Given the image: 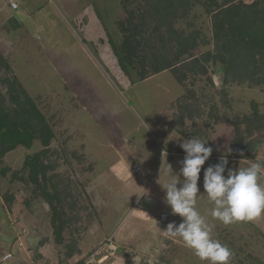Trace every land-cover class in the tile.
Segmentation results:
<instances>
[{
	"label": "rangeland",
	"instance_id": "rangeland-1",
	"mask_svg": "<svg viewBox=\"0 0 264 264\" xmlns=\"http://www.w3.org/2000/svg\"><path fill=\"white\" fill-rule=\"evenodd\" d=\"M11 1L0 0V51L10 60L13 71L29 95L42 97L37 101L53 129V146L65 152L64 156L70 160L72 153L84 155L81 165L72 160L74 171L79 175L76 180L85 186L84 190L92 196L94 205L104 212L78 245L82 254L100 251L114 236L118 251L106 249L107 252L98 254L96 251L93 256L104 259L111 253L116 259L133 258L136 264L139 252L150 251L156 257L148 254L144 259H155L160 263L159 253L173 249L175 253L172 255L163 252L172 256V264H209L194 255L181 239L164 232L168 223L174 221L178 225L182 221L178 215L171 214L170 207L164 202L165 192L161 186L167 179L163 172L165 162L178 173L185 155L178 146L185 138L174 132L170 109L171 102L182 92L181 86L168 72L131 84L128 79L123 80L115 58L108 66L102 61L101 58H107L105 53L109 55L111 52L108 42L96 28L90 27L91 35H87L94 44L85 38L82 42V26L90 11L96 18L101 16L104 24L97 21L98 24L111 25L110 33L117 32L114 22L123 15L120 0H14L17 10L10 7ZM245 1L250 3L252 0ZM192 14L196 15L193 20L195 27L202 28L209 37V18L203 8L197 6ZM12 20H16L15 26H12ZM199 50L204 51L205 48ZM216 68H211V76L215 86L219 87L222 74L214 73ZM126 80L128 83L124 82ZM229 94L233 102L232 115L247 114L252 101L261 104L264 112V88L233 86ZM231 137L232 128L224 121L214 127L208 144L213 147V152L201 169L196 208L213 227L214 238L229 248L233 235L235 239L242 238L236 245L247 246L250 252L264 258V214L252 221L224 225L211 216L213 204L204 192L203 170L219 163L214 155L228 149ZM172 146L175 154H169ZM26 152L18 149L7 155L8 166L19 170ZM263 156L264 143L258 158ZM134 163L142 169L138 174L131 171ZM90 165H93L92 171L83 170ZM60 170L65 171L66 167ZM140 174H144L143 183ZM132 176L140 180L134 191H129L127 184L131 183ZM260 183L264 185V176H261ZM156 186L159 188L155 197L160 201L154 205L147 203L144 196H139L144 188L152 190ZM7 188L6 180L0 179V199ZM17 196L12 213L4 209L6 203L1 199L0 258L5 253L12 256L20 254L24 264H41L36 253L48 252L47 264H57L61 247L57 248L48 241L36 250L41 239H52L47 205L39 199L26 208L22 201L27 194L24 192ZM141 207L149 209L148 222L142 216L136 219ZM162 211L168 215L167 222L159 221ZM230 232H233L230 237L222 238ZM16 236L18 240L15 241ZM234 251L238 252L237 249ZM90 258L85 259L84 264H91ZM110 259L109 256L106 261L109 264L113 262ZM13 262L11 260L8 264ZM143 262L140 259L137 264Z\"/></svg>",
	"mask_w": 264,
	"mask_h": 264
},
{
	"label": "trees",
	"instance_id": "trees-1",
	"mask_svg": "<svg viewBox=\"0 0 264 264\" xmlns=\"http://www.w3.org/2000/svg\"><path fill=\"white\" fill-rule=\"evenodd\" d=\"M119 3L123 15L114 22L117 32L112 34L109 27H102L117 64L130 83L170 73L182 88L170 104L179 135L185 139L201 138L209 144L214 127L224 121L232 128V137L228 149L214 156L220 161V155H226L227 167L236 170L253 162H264V156L258 158L264 143L261 104L252 101L247 114L232 115L229 94L233 86L264 88V0L250 3L245 0H120ZM197 6L209 18V37L202 28L195 27L196 15L192 13ZM97 17L104 24L101 16ZM212 67H217L214 73L222 74L219 87L212 79ZM37 99L41 101L42 97L29 95L10 60L0 51V179L8 184L1 196L6 203L4 209L12 213L20 193L27 194L22 201L26 208L40 199L49 209L52 239H41L36 250L52 241L57 248H62L58 251L57 264H69L70 258L82 254L78 245L104 212L94 205L85 186L76 180L79 175L74 171L72 160L81 165L84 155L72 153L70 160L64 156L65 152L53 146V129ZM18 149L28 153L22 167L13 170L6 157ZM173 150L174 146L169 152ZM63 167L65 171L60 170ZM83 170L90 172L93 165ZM232 234L220 238L226 239ZM238 241L242 238L235 239L234 235L229 241L234 253L230 264H264V258L250 252L247 246L236 245ZM96 251L87 252L76 264H84ZM163 252L175 253L173 249ZM163 252L157 256L158 260L172 264V256Z\"/></svg>",
	"mask_w": 264,
	"mask_h": 264
},
{
	"label": "clouds",
	"instance_id": "clouds-1",
	"mask_svg": "<svg viewBox=\"0 0 264 264\" xmlns=\"http://www.w3.org/2000/svg\"><path fill=\"white\" fill-rule=\"evenodd\" d=\"M178 146L185 153L179 172H174L172 166L165 162L163 172L167 179L161 186L165 192L164 202L170 207L171 214L178 215L182 221L178 225L174 221L168 223L164 232L181 239L202 261L230 264L233 251L213 237V227L196 208L201 169L213 147L197 137L184 139ZM227 165L226 155H222L219 163L203 170L204 192L213 204L211 216L224 225L260 217L264 214V185L260 183L261 176H264V162H253L239 170ZM149 195L150 191L144 188L139 196Z\"/></svg>",
	"mask_w": 264,
	"mask_h": 264
},
{
	"label": "crops",
	"instance_id": "crops-1",
	"mask_svg": "<svg viewBox=\"0 0 264 264\" xmlns=\"http://www.w3.org/2000/svg\"><path fill=\"white\" fill-rule=\"evenodd\" d=\"M95 2V1H94ZM91 6H92V8L94 7L95 8V6L93 5V4H91ZM95 13V12H94ZM87 20H85V22L83 23V26H82V36H83V39L85 38L88 42H92V41H89L88 40V37H87V35L88 36H90L91 34H89V30L88 29H90V27H93V28H96V30H98L101 34H103L102 36H104V38L106 39V42H108L107 41V38H106V35H105V32H104V29H103V27H102V25L99 23L98 24V22L97 21H99L98 20V18H96V17H94V15H92V12L90 11L89 12V14H88V16H87ZM13 22L11 23L12 24V26H15V24H14V22L16 21V20H12ZM107 23V22H106ZM109 24V23H108ZM109 27H111V25L109 26ZM113 30V29H112ZM115 31V30H114ZM104 39V40H105ZM83 42V41H82ZM93 43V42H92ZM94 44V43H93ZM97 47V46H96ZM108 47H109V51L111 52L109 55H107L106 53H105V56L107 57L106 59L105 58H101L102 59V61L108 66V64L110 63V61H112L111 59H114L115 58V60H116V57H115V55L113 54V52H112V50H111V48H110V45L108 44ZM97 49H98V47H97ZM98 56H99V54H98ZM110 56V57H109ZM117 62V61H116ZM118 65V64H117ZM118 68V71H119V73H121V75H122V77L124 78L123 80H125V79H127L126 78V76L122 73V71L120 70V68H119V66L117 67ZM125 83H128V80H126V81H124ZM174 126V125H173ZM174 132H176L177 134H178V132H177V130H176V128H175V126H174ZM179 135V134H178ZM180 136V138H185V137H183V136H181V135H179ZM162 153H165V152H163L162 151ZM175 154L176 153V151H171V153H169V154ZM174 156H176V155H174ZM174 156H172L171 158H174ZM139 166L138 165V163H134L132 166H131V171H132V173H134L135 174V172H134V166ZM140 172L142 171V169H140L139 170ZM138 171V172H139ZM138 172H137V174H138ZM139 172V173H140ZM140 176H141V182L143 183V179H142V177H144V174H140ZM123 179H125V178H123ZM138 180H140L139 178H137V180L136 179H134L133 178V176H132V178H131V183L130 182H128V189H129V191L130 190H132V191H134V189L138 186ZM157 187L158 186H156V187H154L152 190H149L150 191V195L148 196V197H144L145 199H148L146 202L147 203H149V204H151V205H154V203H156V202H158V201H160V199L158 200L157 199V197H155L156 195H157V193H156V191L158 192V190H157ZM127 188V187H126ZM159 188V187H158ZM123 189V188H122ZM147 189H149L148 187H147ZM161 189V188H160ZM160 192V191H159ZM157 199V200H156ZM142 209H141V212H138V213H136V219H140V218H138V217H140V216H142L144 219H145V221L147 220V222L149 221V216H148V214H149V209H148V207H141ZM162 213H165V214H167L166 212H164V211H162ZM142 218V219H143ZM160 221V220H159ZM168 221V220H167ZM166 221V222H167ZM113 237L114 236H112L111 237V246H110V251L109 252H113L114 250H119V246H117L114 242H113ZM46 253H48V252H38V254H39V256H38V259H39V263H41V264H47L48 262H49V260H48V256H47V254ZM122 254H126L127 252H121ZM138 253V252H137ZM148 254H151V255H154V257H156V255L155 254H152V252H150V251H146V252H143V251H141V252H139V254L137 255V257H138V259H136L137 260V262H138V260L140 261V259L142 260H146V259H144V257H147V255ZM7 255H11V257L10 258H6V256ZM128 255V254H127ZM109 256L111 257V259H110V261L112 260L113 262H111V264H135V261H134V259L133 258H129L128 260L126 259H121V257H119V259H116L115 257L113 258L112 257V255H111V253H109L104 259H102V257H99V256H93L92 258H90L91 259V261H92V263L91 264H106V263H108V262H106L108 259H109ZM22 257V255L20 256V254H18V255H13L12 256V254L11 253H5L1 258H0V264H8L11 260H12V262L13 263H11V264H24V259L23 258H21ZM83 257H85V255L84 254H81V255H75V256H73L72 258H70L69 260H68V262H69V264H76L81 258H83ZM130 257V256H129ZM118 258V257H117ZM148 260H150V259H148ZM95 261L97 262V263H95ZM37 262V261H36ZM137 262H136V264H137ZM151 262H153V264H165V263H162V262H157L155 259H153V260H151ZM38 264V263H37ZM109 264V263H108Z\"/></svg>",
	"mask_w": 264,
	"mask_h": 264
},
{
	"label": "built area",
	"instance_id": "built-area-1",
	"mask_svg": "<svg viewBox=\"0 0 264 264\" xmlns=\"http://www.w3.org/2000/svg\"><path fill=\"white\" fill-rule=\"evenodd\" d=\"M10 4H11L12 8H17V7H18L17 3H16L14 0H12V1L10 2ZM134 171H136V172L139 171V167L136 166L135 169H134ZM167 220H168V215L165 214V213H162V214L160 215V221H161V222H166ZM110 244H111V239H108L107 242L103 245V247H102L101 249H99L100 251H97L98 254H100V253L103 252V251H104V252H107L106 249L109 248ZM10 257H11L10 255H7V256H6V258H10ZM143 263H144V264H153V262L149 261L148 259H147V260H144ZM143 263H142V264H143Z\"/></svg>",
	"mask_w": 264,
	"mask_h": 264
}]
</instances>
